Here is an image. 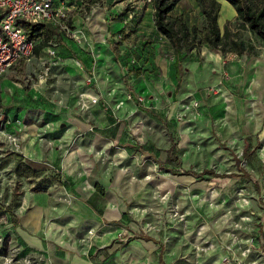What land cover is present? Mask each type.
Wrapping results in <instances>:
<instances>
[{
	"label": "rangeland",
	"instance_id": "obj_1",
	"mask_svg": "<svg viewBox=\"0 0 264 264\" xmlns=\"http://www.w3.org/2000/svg\"><path fill=\"white\" fill-rule=\"evenodd\" d=\"M155 1L95 0L89 6L85 0H67L70 30L90 39L88 49L79 50L68 31L58 26L57 33L48 40L59 51L56 57L45 64L49 58L41 51L12 71L13 79L27 92L28 109L44 112L46 118L42 121H38L41 113L34 115L39 126H46L34 135L43 142L45 156L54 157L55 165L30 159L24 152L23 138L17 149L0 131V264H73L75 256L88 259L102 245L97 242L103 234L101 228L116 227L119 230L112 246L117 253H102L106 264H264V125L260 126L264 120V93L254 92L258 65L264 60V43L239 27L237 16L224 8L222 30L227 17L232 32L246 45H253V54L194 49L184 58V79L178 87L174 48L156 28ZM251 1L255 7L264 8V0ZM168 2L173 4L171 16H183L191 28L206 27L197 0ZM108 38L120 42V59L110 52ZM44 39L42 35L38 40ZM76 60L82 67L76 65ZM224 72L228 80L223 79ZM124 75H128L135 97L128 92ZM220 81L222 92L217 94L214 90ZM15 89L12 86L10 91L15 93ZM89 92L99 94L100 101L84 111L81 95L85 97ZM95 107L103 112L104 125L115 130L117 141L109 150L91 149L98 158L91 173L88 169L86 173L82 164L71 172L64 161L78 138H53L49 132L65 131L77 116L94 124L87 112ZM29 112L25 119L28 125ZM232 115L235 131L231 128ZM48 117L54 123L48 125ZM226 117L229 123L224 125L220 118ZM256 117L259 127L254 129L250 122ZM15 125L18 128L17 121ZM8 126V131H17ZM247 138L253 151L249 160L243 156ZM172 139L178 142L179 166L167 162ZM139 147L149 152H138ZM89 149V144L85 145L84 150ZM25 163L32 167L30 177L23 172L26 170L21 165ZM241 168L250 176L186 174L213 171L217 175H238ZM117 170L129 174L132 182H145L147 198L139 202L134 197H120L121 204L110 202L107 209L118 211L119 224L104 219L101 227L88 228L77 239L75 249L70 250L69 259L62 256L55 261L47 251L28 246L19 236V226H10V221H21L32 207L34 195L50 193L51 210L63 214L79 200L76 189L81 183L82 189L90 192L103 181L106 187L102 189L108 191ZM85 183L91 188H85ZM39 186L48 188L39 190ZM96 193L97 199L103 200V192ZM68 232L71 234V227ZM144 236L153 240L139 248L155 257L139 262L144 255H139L136 248ZM248 249L251 251L245 255Z\"/></svg>",
	"mask_w": 264,
	"mask_h": 264
},
{
	"label": "crops",
	"instance_id": "obj_2",
	"mask_svg": "<svg viewBox=\"0 0 264 264\" xmlns=\"http://www.w3.org/2000/svg\"><path fill=\"white\" fill-rule=\"evenodd\" d=\"M70 1V0H69ZM72 1V0H71ZM222 4V10L219 15V25L222 29V11L224 8H227V11L229 13H232L237 16L235 8L227 1V0H219ZM103 19L105 28L108 29V25L105 23L106 21V12L103 13ZM117 22V21H116ZM119 22V21H118ZM227 22V17L224 18V25ZM91 30L95 33V31L91 28ZM118 32V31H117ZM100 46V44H99ZM101 49H103V46H100ZM110 52L114 55V57L117 59V57L120 59L122 51L120 50L119 56L116 55V53L112 50L110 47ZM81 51L82 49L79 48ZM121 49V45H120ZM216 51V50H214ZM43 52L45 53V49H43ZM102 52V50H101ZM105 52V48L104 51ZM216 56L219 55V53H216ZM37 54H35L36 56ZM243 56V55H242ZM259 58V57H255ZM118 60V59H117ZM22 61H25L24 59L18 61L15 65H13L6 73L0 74V115H4L5 120L12 122V125H9L8 128L11 131H16L17 127L15 125L16 121L20 120L23 126H24V135H23V141H24V152L26 155L32 159V160H46L48 162L53 163L54 157L49 156L50 158H47L45 156V147L43 142L38 141V138L34 135V133L37 132V130H42L46 126H39L37 123V116L36 112L38 111L41 113V118L38 119V121H42L44 118V112L39 111V108H35L34 110L28 109L29 103H28V97L27 92L25 89H23L22 86H16L15 83L16 80L13 79L12 71L16 70L20 67H18ZM80 61V60H79ZM103 65V64H102ZM175 66V65H174ZM259 66L260 73L257 74L258 79L254 83V92L257 94L262 95L261 93H264V60L261 59V63ZM257 69V67H255ZM248 73H249V67H248ZM185 73V71H184ZM247 73V72H246ZM247 73V74H248ZM247 74H246V81H247ZM260 77V79H259ZM184 79V75H183ZM228 80V78H225ZM249 81V79H248ZM131 84V83H130ZM12 86H15V93L11 92L10 89ZM11 94V97L9 96ZM246 92V91H245ZM233 107V106H232ZM26 111V112H23ZM29 111L32 112V115H30L29 121H31V124H27L25 122L26 116ZM231 112L233 109L230 110ZM234 112V111H233ZM232 112V113H233ZM24 113V115H22ZM88 113V118L93 121L94 124H90L87 122L86 119L81 118L80 116L75 117V119L71 120V123L69 124V127L65 131H50L49 133L53 138L62 137L64 140L71 141L75 138H78L76 141H74L73 146V152L67 156V158L64 161V167L66 169H69L71 172H75L78 167L80 168V164H82V167L84 171L87 173L86 169L89 170V173L92 172L93 169L97 167V160L98 158L91 151V149H101L105 148L107 150L111 149L113 147V144L115 141H117L116 135L114 137V132L110 130V128L106 127L103 123V112L100 111L99 108L95 107ZM264 116V115H263ZM224 119V125H226L228 122L227 117L226 118H220ZM231 128L233 131H235L236 127L233 123V115L231 118ZM259 117H256L254 121L250 122L254 129L256 128V123L258 122ZM36 121V122H35ZM46 121L48 122V125L54 123L53 121L48 119ZM219 122V120H218ZM218 125V123H217ZM264 125L261 121V125ZM28 126V127H27ZM259 125H257V128ZM28 128V131H27ZM256 128V129H257ZM261 128V127H260ZM253 131L254 134L259 133V130ZM26 131V132H25ZM235 133V132H234ZM116 134V132H115ZM220 136L222 133L219 130ZM250 134V133H249ZM263 134V133H262ZM248 142V138L246 139ZM245 140V142H246ZM109 142L111 144L109 145ZM116 143V142H115ZM89 144L90 152L89 150H84L85 145ZM250 144V142H249ZM126 147H130V145H126ZM149 152V151H148ZM147 152V153H148ZM83 161H87V165L84 166ZM55 165V162L53 163ZM131 176L129 174H124L123 171L117 170L113 182L110 184L108 191H103L102 186L106 187V184L101 181L99 183L95 184V189L93 191H84L82 189V183L80 186L76 189V193L79 197V200H77L74 204V206L67 212L65 211L63 214L56 213L51 210V206L53 205L52 196L50 193L47 194H36L34 197H31L32 201V207L21 217L20 225H19V236L21 240L27 244L28 246L34 247L36 249H43L48 252V254L56 261L61 260L60 257L64 258H70L72 256V253L70 250H74L76 247V241L79 237L83 235L90 227L99 228L101 227L102 221L105 219L104 222L109 224H115L118 225L119 223L117 220L119 219L118 211L107 209V205L110 202L117 201L118 204H121L122 198H137V201L143 202L148 194V185L145 182L141 181H130ZM97 191V195H100V192H103V200L99 201V198L97 199V196L95 195V192ZM71 227V234L68 232V228ZM103 234L100 236L99 242L102 244L98 247L97 251L94 253L92 257H89L88 259H82L78 256H75L73 264H106L107 261L105 259H102L101 256L102 253L105 252V254H109L111 256L116 255L117 251L116 249H113L114 247L113 242L114 238L116 237V234L118 232V228L108 229V228H101ZM114 234L113 237H111L110 234ZM110 238V239H109ZM142 243L136 248V251L141 256L138 261L140 262L141 259L145 257H149L154 259V255H152L151 252L145 251V249H141L139 247H142L144 244H149L150 241L153 239L150 237H141L139 239ZM97 254V255H96ZM108 255V256H109Z\"/></svg>",
	"mask_w": 264,
	"mask_h": 264
},
{
	"label": "trees",
	"instance_id": "obj_3",
	"mask_svg": "<svg viewBox=\"0 0 264 264\" xmlns=\"http://www.w3.org/2000/svg\"><path fill=\"white\" fill-rule=\"evenodd\" d=\"M200 4L202 14L206 19L207 25L203 29H199L196 26L192 28L188 25L183 16L173 17L171 11L173 10V4L168 0H156L154 21L157 30L164 35L172 44L174 48L175 60V74L178 81L177 86H181L184 75V58L192 50H200L201 47L211 48L216 51L236 52L242 56L244 54L252 55L254 51L253 45H246L241 39H239L236 33H233L230 27L225 24L222 30L219 25V15L222 10V4L219 0H197ZM236 10L237 21L239 27L248 29L253 33L260 41L264 43V8H257L254 6L251 0H227ZM85 2L91 6L95 3V0H85ZM19 23L23 25L25 30L31 39L35 40V54H39L49 44L48 40L52 34L57 33L58 25L53 22H44L39 24H33L24 20H19ZM44 36V41H39L40 36ZM108 42L112 50L117 56L120 54V42L108 38ZM80 50V49H79ZM84 50V49H82ZM117 59H119L117 57ZM124 84L131 94L135 97V91L130 84L128 75L123 76ZM143 148V149H142ZM138 149V152L146 151L144 147ZM253 154L250 148L249 142L246 140L243 151L245 159L249 160ZM167 162L180 165V158L178 156V142L172 139L171 145L167 150ZM23 162L21 161L20 164ZM26 173L27 177L31 176L32 167L25 163L21 165ZM35 170V169H34ZM241 173L238 175H217L213 171H203L196 173L187 171V175H193L196 177H202L205 173H211L212 177H232L241 178V176H250L249 172L244 168H241ZM36 172V171H35ZM59 180L62 181V175L58 173ZM48 186H39V190H45ZM260 191V188H258ZM12 228L20 225L19 219H13L9 222Z\"/></svg>",
	"mask_w": 264,
	"mask_h": 264
},
{
	"label": "built area",
	"instance_id": "obj_4",
	"mask_svg": "<svg viewBox=\"0 0 264 264\" xmlns=\"http://www.w3.org/2000/svg\"><path fill=\"white\" fill-rule=\"evenodd\" d=\"M148 1L151 2L152 0ZM66 3L67 0H0V74L6 73L18 61L22 59L29 60L35 56V40L29 37L28 32L19 23V20L33 24L53 22L63 30L68 31L69 36L81 49H88L90 39L85 34L79 33V31L70 30L67 22ZM45 53L46 57L49 58L45 64H48L52 58L58 55L59 51L56 46L48 44L45 47ZM76 65L82 67L79 60H76ZM227 76L226 72L222 75L223 79ZM220 84L222 85V81L219 82V86L214 90L217 94L222 92ZM15 85L19 86L20 84L15 83ZM89 94L92 99L81 95V108L84 111H88L93 104H97L100 101L99 94L96 95L90 92ZM0 120L2 136L4 135L13 147L20 148L21 132L24 130L22 122L18 120L17 131L10 132L7 130V126L11 122L2 119L1 116ZM250 251L251 249H248L245 255Z\"/></svg>",
	"mask_w": 264,
	"mask_h": 264
},
{
	"label": "bare ground",
	"instance_id": "obj_5",
	"mask_svg": "<svg viewBox=\"0 0 264 264\" xmlns=\"http://www.w3.org/2000/svg\"><path fill=\"white\" fill-rule=\"evenodd\" d=\"M85 97H87V98H91L92 99V96L91 95H89V94H86V95H84ZM84 185H86L85 186V188H87V189H90L91 188V186H90V184H88V183H85ZM86 189V190H87ZM111 235V237H113V233L112 234H110ZM110 239V238H109Z\"/></svg>",
	"mask_w": 264,
	"mask_h": 264
}]
</instances>
